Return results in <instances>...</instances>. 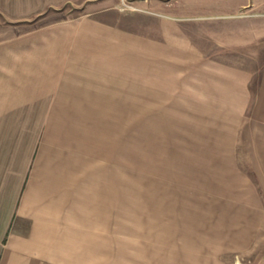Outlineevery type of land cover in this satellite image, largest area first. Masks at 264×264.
I'll use <instances>...</instances> for the list:
<instances>
[{
  "label": "crops",
  "instance_id": "0c3cea01",
  "mask_svg": "<svg viewBox=\"0 0 264 264\" xmlns=\"http://www.w3.org/2000/svg\"><path fill=\"white\" fill-rule=\"evenodd\" d=\"M126 1L157 23L108 16ZM189 1L0 0V264H107L106 246H92L107 237V208L117 211L100 180V128L105 112L122 110L124 93H177L171 64L182 59L171 42H182L184 14H203ZM227 1L209 13L238 14ZM254 43L244 49L241 81L230 77L220 101L208 98L212 110L241 120L244 261L236 264H264V42ZM196 249L205 257L195 264H226L230 251Z\"/></svg>",
  "mask_w": 264,
  "mask_h": 264
},
{
  "label": "rangeland",
  "instance_id": "374dc122",
  "mask_svg": "<svg viewBox=\"0 0 264 264\" xmlns=\"http://www.w3.org/2000/svg\"><path fill=\"white\" fill-rule=\"evenodd\" d=\"M233 2L240 7L234 16L209 13L231 1L187 2L189 10L202 6L203 14H184L177 33L182 42H171L177 48L171 55L182 59L171 64L176 94L147 96L139 87L138 95L124 93L122 110L105 112L100 180L108 196L116 194L117 211L107 208V237L92 239V246H106L107 264H195L205 257L196 253L200 247L230 249L223 252L226 264L244 261L237 220L244 183L241 120L239 112L212 110L208 98L220 101L230 77L241 81L244 49L264 42V0ZM133 8L126 1L116 8L120 15L108 16L140 28L157 23Z\"/></svg>",
  "mask_w": 264,
  "mask_h": 264
}]
</instances>
